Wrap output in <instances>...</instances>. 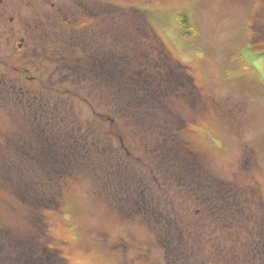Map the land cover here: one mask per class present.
<instances>
[{"label":"rangeland","instance_id":"rangeland-1","mask_svg":"<svg viewBox=\"0 0 264 264\" xmlns=\"http://www.w3.org/2000/svg\"><path fill=\"white\" fill-rule=\"evenodd\" d=\"M76 1L57 0L69 10L80 7ZM87 1V9L97 14L95 21L108 16L132 21L134 8L148 11L156 34L174 63L191 76L195 92L176 101L159 98L145 107H153L150 112L142 111L149 113L146 121L142 114L138 121H113L119 114L98 100L89 81L81 80L75 98L63 95L61 110L82 125L83 134L89 133L87 128L97 134L83 145L80 136L79 146L64 147L76 156L53 164L43 162V126L23 121L24 112L31 115V97L15 107L10 98L0 96V226L21 224L28 213L23 192H31L28 177L33 175L31 186L43 189V198L54 197V208L44 207V221L68 264H210L208 245L197 259L193 238L181 245L173 242L174 225L195 218L203 193L217 194L220 203L231 202L233 210L209 212L214 223L225 222L227 232L236 231L239 243L246 238L237 221L254 226V251V244L264 241L258 226L264 224V0ZM182 12L191 24L187 38L177 26ZM80 16L82 28L89 21ZM58 31L64 36L69 29L60 26ZM6 63L0 62V85L16 75L11 66L19 62ZM38 68L32 72L40 75ZM117 77L125 82L124 75ZM31 86L37 91L35 83ZM176 138L189 143L197 167L180 162L185 171L171 164ZM57 177L64 178L62 190L46 186ZM157 181L165 189L171 183L170 193L160 192ZM144 204L146 210H138ZM254 258L264 264V244Z\"/></svg>","mask_w":264,"mask_h":264},{"label":"flooded vegetation","instance_id":"flooded-vegetation-1","mask_svg":"<svg viewBox=\"0 0 264 264\" xmlns=\"http://www.w3.org/2000/svg\"><path fill=\"white\" fill-rule=\"evenodd\" d=\"M76 2L80 7L74 6L72 10H69L68 5L59 4L57 0H0V62L2 64L19 62L11 66L16 75L0 85V96L10 98L15 107L20 100L24 102L31 97L27 105L31 115L24 112L22 117L23 121L28 122L30 126L38 129L43 126V142H40L43 147V162L75 157L76 151L74 152L76 154H70L69 149L64 147H77L80 141L82 145L88 144L92 136L97 134L90 128H87L89 133L83 134L82 125L77 126L70 121L69 115L61 110L63 95L68 94L71 98H75L81 80L85 83L89 81L87 85L91 86V90L96 89L98 100L106 101L109 95L101 89L103 90L102 82L108 80V75L103 68L108 70L110 66V48L106 49L105 45L102 49L99 19L95 21L97 14L87 9L88 1L77 0ZM43 6L48 7L49 10H43ZM81 13L84 19L89 21L87 25H82V28ZM50 18L57 20V24L54 25ZM60 26L68 28V34L61 35L63 33L58 31ZM260 27H264V21L261 22ZM103 55L104 62H96ZM39 65L40 68L37 71L40 75H37L36 72H32V68ZM4 79L5 77L1 78V80ZM32 82L37 85V91L31 86ZM81 86L86 87L85 84ZM80 136H83L81 140ZM68 139L71 140V145H64ZM120 144L121 146L124 144L122 139ZM186 144L190 147L188 142ZM60 153H63V156ZM194 158L197 159L196 154ZM170 160L172 165H178L181 162V159ZM191 173L193 174V172L187 173L188 178ZM157 183L158 190L164 194H169L170 189L173 188L171 183L167 189L158 181ZM56 184L62 190L60 182ZM163 193H161L162 196H164ZM202 195V198L196 199L201 211L195 209L197 214L195 218H188V223L181 219L174 225L176 238L173 242L181 245L191 242L193 238L196 248L192 252L197 253V259L203 256V246L208 245V253L213 258L210 264H229L228 261L234 264H260L255 260L254 255L259 253L264 241L255 243L253 251L250 243L254 242L253 234L256 230L254 229L253 233L250 231L254 226L249 222L245 224L237 221L245 232L242 238H246V241L239 243L235 236L236 231L227 232L224 229L227 225L225 222L214 223V217L209 212L233 210L231 202L220 199L222 201L220 203L217 194L207 196L203 193ZM189 204L187 208L191 213L192 208ZM138 210L144 212L145 207L140 205ZM156 210L158 211L157 208ZM258 226L259 232H263L264 224L260 223ZM259 237L262 236L259 234Z\"/></svg>","mask_w":264,"mask_h":264},{"label":"trees","instance_id":"trees-1","mask_svg":"<svg viewBox=\"0 0 264 264\" xmlns=\"http://www.w3.org/2000/svg\"><path fill=\"white\" fill-rule=\"evenodd\" d=\"M130 13L133 15L132 21L130 18L123 21L118 17L108 16L99 19L98 22L101 29L99 36L102 49L107 43L110 48V66L108 70L103 68L108 75V80L102 82L103 89L109 95L106 101L102 102L113 113L119 114V117L114 116L113 121L117 119L128 121L137 119L138 121L139 114L145 115L146 121L149 119V113L142 111L150 112L153 107L151 109H145V107L150 108L154 103H159V98L165 97L176 101L182 98V95L187 96L186 93L195 92L191 76L184 70L182 64L174 63L176 61L156 34L149 19L150 13L137 8ZM189 25L191 24L187 13H180L177 16V26L186 38L190 36ZM112 39L115 43L113 47ZM103 58L104 55L96 62H104ZM118 74L124 75L126 83L118 79ZM197 97L199 98V95ZM117 102L119 109H117ZM152 126H150L151 129ZM174 141L177 152L172 157L175 161L181 159V163L188 162L197 167L198 161L194 158V152L186 144L187 141L182 138H176ZM184 159H186L185 162ZM58 161L60 160L48 162L53 164ZM174 166L175 169L180 166L181 169L184 168L180 163ZM31 167L33 170L34 166L31 165ZM183 170L186 171V168ZM20 177L23 182L26 181L23 174ZM32 179L33 175L28 177L32 193L23 192L28 213L19 220L21 224L0 226V264H68L67 259L55 247L53 239H50L47 224L44 221V207L54 208V197L51 195L49 198H43L41 193L43 189L31 186ZM63 181L64 178L61 177L51 178L46 182V186L52 188L58 186L56 182ZM44 184L45 182L43 186ZM46 192L49 191L44 189V193Z\"/></svg>","mask_w":264,"mask_h":264},{"label":"snow or ice","instance_id":"snow-or-ice-1","mask_svg":"<svg viewBox=\"0 0 264 264\" xmlns=\"http://www.w3.org/2000/svg\"><path fill=\"white\" fill-rule=\"evenodd\" d=\"M262 71H264V69H262Z\"/></svg>","mask_w":264,"mask_h":264}]
</instances>
